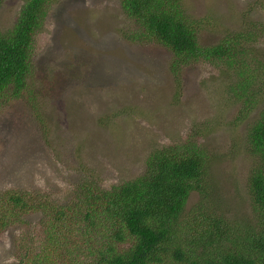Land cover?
Here are the masks:
<instances>
[{
  "label": "rangeland",
  "instance_id": "rangeland-1",
  "mask_svg": "<svg viewBox=\"0 0 264 264\" xmlns=\"http://www.w3.org/2000/svg\"><path fill=\"white\" fill-rule=\"evenodd\" d=\"M23 1L0 5L1 33L13 28ZM184 2L191 17L213 18L200 35L204 45L227 27L264 21V0ZM135 27L121 0L52 2L38 38L34 98L5 104L0 113V194L47 190L69 198L82 176L120 184L143 173L153 149L195 130L216 157L211 172L217 195L228 201L225 214L250 216L255 164L247 131L264 111V77L243 89L232 69L213 77L216 67L204 62L174 77L170 51L125 37ZM199 199L192 194L187 209ZM15 238H0V264L10 263Z\"/></svg>",
  "mask_w": 264,
  "mask_h": 264
},
{
  "label": "trees",
  "instance_id": "trees-1",
  "mask_svg": "<svg viewBox=\"0 0 264 264\" xmlns=\"http://www.w3.org/2000/svg\"><path fill=\"white\" fill-rule=\"evenodd\" d=\"M55 1L24 0L13 28L0 32V113L5 104L34 98L38 38ZM121 6L136 25L125 37L170 51L174 77L204 62L216 67L213 77L232 69L243 89L263 79L264 53L253 48L264 45V21L249 18L204 45L200 35L213 18L191 17L184 0ZM249 125L250 216L225 214L228 201L217 195L211 172L216 157L191 130L181 142L153 149L143 173L120 184L82 176L69 198L47 190L1 193L0 238L16 237L9 264H264V111ZM194 193L200 199L188 210Z\"/></svg>",
  "mask_w": 264,
  "mask_h": 264
}]
</instances>
